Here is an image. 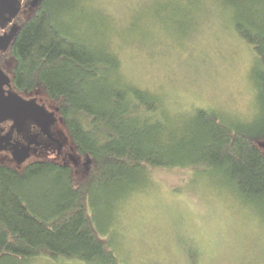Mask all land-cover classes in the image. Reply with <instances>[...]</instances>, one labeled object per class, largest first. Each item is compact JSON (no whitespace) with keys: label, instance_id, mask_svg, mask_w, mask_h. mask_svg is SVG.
I'll return each instance as SVG.
<instances>
[{"label":"trees","instance_id":"16d2710c","mask_svg":"<svg viewBox=\"0 0 264 264\" xmlns=\"http://www.w3.org/2000/svg\"><path fill=\"white\" fill-rule=\"evenodd\" d=\"M75 1L32 0L12 44L16 85L54 102L75 162L36 161L23 171L0 164V259L121 264L94 227L90 200L114 185L123 193L120 201L149 192L159 169L188 171L192 185L196 176L214 174L218 188L213 183L211 190L230 194L264 224V151L258 145L264 140V0H219L236 9V31L256 53L250 79L263 113L236 127L204 109L161 112L162 121L155 119L159 100L126 78L109 40L98 45L67 35L73 31L62 13ZM44 179L52 186L40 188Z\"/></svg>","mask_w":264,"mask_h":264},{"label":"rangeland","instance_id":"374dc122","mask_svg":"<svg viewBox=\"0 0 264 264\" xmlns=\"http://www.w3.org/2000/svg\"><path fill=\"white\" fill-rule=\"evenodd\" d=\"M30 4L19 14V23L32 13V0ZM185 13L189 15L183 16ZM62 16L68 32L73 31L67 34L69 37L80 35L98 45L109 40L126 78L159 100L161 109L155 119L162 121L161 112L204 109L236 127L249 125L262 116L263 106L250 79L256 53L239 37L232 5L219 0H76ZM135 18L136 26L131 27ZM40 94L45 109L54 114L61 127L67 146L61 157L46 152L23 160L17 167L19 171L34 161L70 163L75 159V148L58 108ZM263 144L264 140L258 142L264 151ZM0 161L11 163L6 157H0ZM154 174L158 185L150 186L154 189L149 192L139 191L120 201L123 193L114 185L97 190L90 200L94 227L112 244L121 264H199L194 233L201 225L206 226L214 218L231 224L257 221L236 205L230 194L220 196L211 190L208 185L215 183L214 174L196 176L194 185L188 180L193 177L188 171L159 169ZM48 180H42L40 188L52 186ZM172 186L181 191L175 192ZM214 186L218 188L216 183ZM26 193L32 201V186ZM217 203L223 204V214H217ZM235 243L245 253L237 258V264H264V247L251 237L238 234ZM0 264L87 263L42 257L3 258Z\"/></svg>","mask_w":264,"mask_h":264},{"label":"flooded vegetation","instance_id":"af4514ba","mask_svg":"<svg viewBox=\"0 0 264 264\" xmlns=\"http://www.w3.org/2000/svg\"><path fill=\"white\" fill-rule=\"evenodd\" d=\"M29 2L30 0H19L21 11L28 9ZM18 16L0 23V88L4 100L18 103V98L24 109L15 107L12 112L10 111L11 113L7 112L0 116V157L4 159L6 157L11 162L8 165L0 161V164L19 171L17 167L22 164L23 160L26 162L33 155L54 152L56 157H61L67 146V139L57 121L46 126L33 122L32 113L26 115L28 107H32V101L48 108L38 91L20 89L14 81L12 44L21 25L17 21ZM10 36L12 37L9 40ZM72 162H75V159Z\"/></svg>","mask_w":264,"mask_h":264},{"label":"clouds","instance_id":"9594fccd","mask_svg":"<svg viewBox=\"0 0 264 264\" xmlns=\"http://www.w3.org/2000/svg\"><path fill=\"white\" fill-rule=\"evenodd\" d=\"M214 207L218 215L223 214V204L217 203ZM238 234L247 235L264 247V224L258 221L231 224L214 218L206 226L201 225L194 233L195 247L200 252L199 264H237V258L245 255L235 243Z\"/></svg>","mask_w":264,"mask_h":264},{"label":"water","instance_id":"95a60500","mask_svg":"<svg viewBox=\"0 0 264 264\" xmlns=\"http://www.w3.org/2000/svg\"><path fill=\"white\" fill-rule=\"evenodd\" d=\"M20 12L21 8L19 5V0H0V23L9 21L12 18H16ZM11 37L12 36L9 37V40ZM17 101L18 103L4 100L3 93L0 88V116L6 114L7 112H12V109L15 107L24 109L23 104L20 103L18 98ZM27 111L26 115L32 113V121L37 124L49 126L55 122L54 114L48 112L45 107L38 105L35 101H32V107H28Z\"/></svg>","mask_w":264,"mask_h":264}]
</instances>
